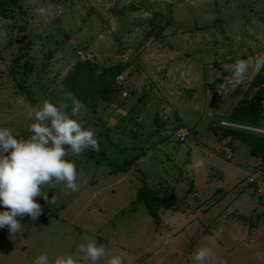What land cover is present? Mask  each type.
Segmentation results:
<instances>
[{
	"label": "rangeland",
	"instance_id": "rangeland-1",
	"mask_svg": "<svg viewBox=\"0 0 264 264\" xmlns=\"http://www.w3.org/2000/svg\"><path fill=\"white\" fill-rule=\"evenodd\" d=\"M40 7L51 14L40 16ZM260 57L264 0H0V127L26 139L28 113L45 100L66 104L68 112L71 94L82 105L74 119L94 132L99 146L79 156L67 152L77 191L63 183L44 186L49 203L35 198L42 209L35 221L17 217L22 232L11 237L0 229V264H33L41 254L49 264L67 254L89 264L77 248L90 241L105 249L96 264L113 255L122 264H147L145 252L154 257L148 264H157L164 240L137 199L142 185L157 197L172 194L176 208L168 209L183 219L191 211L200 219L183 264H198L199 248L212 253L203 264H264L262 235L254 233L249 245L227 235L214 239L218 227L264 229ZM237 59L249 66L240 82L231 78ZM236 106L257 113L253 130H246L259 142L255 154L234 135L218 136ZM182 129L187 134L179 142ZM197 160L202 166L193 168ZM176 231V244L188 252L189 231Z\"/></svg>",
	"mask_w": 264,
	"mask_h": 264
},
{
	"label": "clouds",
	"instance_id": "clouds-1",
	"mask_svg": "<svg viewBox=\"0 0 264 264\" xmlns=\"http://www.w3.org/2000/svg\"><path fill=\"white\" fill-rule=\"evenodd\" d=\"M40 16L50 15L51 10L44 7L36 9ZM248 63L237 59L232 67V80L240 82L248 71ZM264 67V57L255 62V69ZM72 99L73 106L66 112V104L57 106L50 101H43L28 116L32 119L28 126L29 136L17 139L7 127H0V229L7 228L8 235L21 233V223L17 217L28 216L35 221L41 214V205L36 197L45 199L48 203L44 186L63 183L65 190H78V174L75 165L65 159L70 151L79 156L85 150H98V142L94 132L83 127L77 116L82 107L79 101ZM197 160L193 168L202 166ZM77 251L89 264H96L105 257V249L94 241L81 243ZM208 248H199L193 255V260L203 264L211 256ZM33 264H49L46 255L37 256ZM52 264H76L73 255L67 254L55 257ZM106 264H122L119 255L107 258Z\"/></svg>",
	"mask_w": 264,
	"mask_h": 264
},
{
	"label": "crops",
	"instance_id": "crops-1",
	"mask_svg": "<svg viewBox=\"0 0 264 264\" xmlns=\"http://www.w3.org/2000/svg\"><path fill=\"white\" fill-rule=\"evenodd\" d=\"M219 126L221 127V125H219ZM182 130H184V129H182ZM195 149H197V148H195ZM197 150H199V149H197ZM200 151L201 150L195 151V153H193V155L197 156L200 153ZM207 151H209V150H207ZM249 177H248V183L254 182L255 178L252 181H249ZM227 195H229V196L232 195V190H230L229 194H227ZM262 196L264 197V194ZM159 209H161V208H159ZM162 210H163V212H161L162 213L161 215L159 214V211L157 212L159 214V218L157 219V222H155L154 219L152 218L153 219L154 232H158L159 233L158 234L159 239L162 238L164 240L163 245L160 248V249H162V251L160 253L163 255V258L160 261H157L156 263L157 264H183V258H182L183 254L190 253L192 247L195 245V242H194L195 235H193V234L198 233L200 219H198L197 214L194 215L192 211L190 213V215H191L190 218H184L183 219V213L175 212V211H172V209H168V208H166V209L162 208L161 211ZM189 210H187V212H190ZM200 211H202V209ZM203 212L204 211H202V213ZM192 215H194V216H192ZM160 216H162V218H160ZM199 216H202V215H199ZM194 221H196V222L194 223ZM176 230H180L181 232L182 231L183 232L189 231L190 236H187V237H191V238L187 239V240H189L188 250H187L188 252H183V251H185V248L182 249V247L180 248L176 244V242H175V239L177 238L176 233H178V231H176ZM191 230H193V234H192ZM206 230L207 229H204L205 235H207ZM248 231L250 232L249 234L247 233ZM214 232H215L216 237H217L214 239H215V241H219V242L221 240H226V239H221V237L224 235H227V237L229 238V240H231V243H233V244L238 242V241H239V243H243V244H245L247 242L248 245L252 244V243H256V241L254 239L256 237V235L257 236L262 235L263 236L262 239L264 241V229H262L260 227L254 228V229L250 228L248 230H238L235 228L223 229V228L218 227L215 229ZM254 233H256L255 237H253ZM249 235H250L251 239L247 240V237ZM197 238H198V236H197ZM258 242L259 243H257L256 247L261 248V250H262L261 240L258 239ZM164 244H165V246H164ZM230 247H232V246H230ZM140 257H141V260H143V261L148 260L147 264L151 263L150 258H154L151 256V254H149L147 252H145Z\"/></svg>",
	"mask_w": 264,
	"mask_h": 264
},
{
	"label": "trees",
	"instance_id": "trees-1",
	"mask_svg": "<svg viewBox=\"0 0 264 264\" xmlns=\"http://www.w3.org/2000/svg\"><path fill=\"white\" fill-rule=\"evenodd\" d=\"M23 92H25V94L27 95V97L29 99H31V94L30 92L23 87L22 88ZM246 110L244 108H241L239 106H236L233 108V111L230 115V118H228V121L231 122H236L242 125H256L255 121L257 120V113L253 114H249L246 115L245 114ZM222 128V129H221ZM220 131L218 132V136L220 138H224L228 135H234V137L242 140L249 148L250 151L255 154L257 151V146H259V142H256L254 140V136L252 133L242 130V129H232V128H227V127H223L221 126ZM137 195V199L142 202V205L145 207L147 213L149 215H151L155 221H157V208L158 207H164V208H173L175 209L176 205L175 201L176 198L172 197V195H167V197H165L164 195L161 197H157V195H155L154 191H150L147 189V187L145 185H142L136 192ZM162 204V205H161Z\"/></svg>",
	"mask_w": 264,
	"mask_h": 264
},
{
	"label": "built area",
	"instance_id": "built-area-1",
	"mask_svg": "<svg viewBox=\"0 0 264 264\" xmlns=\"http://www.w3.org/2000/svg\"><path fill=\"white\" fill-rule=\"evenodd\" d=\"M121 79H123V77L121 76V75H116L115 76V80L116 81H119V80H121ZM129 96V93L127 92V91H123V93H122V97L123 98H127ZM220 125L221 126H223V127H227V128H234V129H244L245 131L246 130H253V128H251V127H249V126H242V125H239V124H235V123H233V122H229V121H225V120H222L221 121V123H220ZM186 134H187V132H186V130H180L177 134H176V137H177V140L179 141V142H183L184 140H185V138H186ZM224 156H225V158H227V159H231V154H230V150H229V148H225V151H224ZM254 178L253 177H251L250 179H249V181H252Z\"/></svg>",
	"mask_w": 264,
	"mask_h": 264
}]
</instances>
